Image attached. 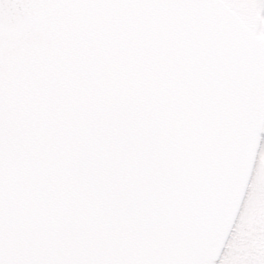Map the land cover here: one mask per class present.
<instances>
[{
	"label": "snow or ice",
	"instance_id": "1",
	"mask_svg": "<svg viewBox=\"0 0 264 264\" xmlns=\"http://www.w3.org/2000/svg\"><path fill=\"white\" fill-rule=\"evenodd\" d=\"M0 264H264V0H0Z\"/></svg>",
	"mask_w": 264,
	"mask_h": 264
}]
</instances>
